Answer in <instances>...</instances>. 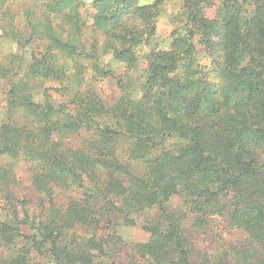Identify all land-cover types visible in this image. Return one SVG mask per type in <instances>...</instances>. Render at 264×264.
Listing matches in <instances>:
<instances>
[{
    "label": "trees",
    "instance_id": "16d2710c",
    "mask_svg": "<svg viewBox=\"0 0 264 264\" xmlns=\"http://www.w3.org/2000/svg\"><path fill=\"white\" fill-rule=\"evenodd\" d=\"M53 1L47 7L59 13ZM97 1L108 2L94 18L97 28L113 26L126 15L129 0H93ZM4 2L8 0H0V6ZM162 2L155 3L154 17L161 13ZM212 7L210 17L206 10ZM178 15L181 24L172 29L166 48L151 52L135 89L111 103L94 95L85 108L57 102L44 92L40 93L44 98L33 100L42 80L61 77L51 50L76 47L69 30L56 33L49 19L29 33L25 25L23 30L15 20L6 23L0 18L1 36L25 48L38 32L44 47L26 57L21 77L10 87L2 112L9 122L1 124L0 138L21 126L13 119L19 112L26 120L38 118L35 129L56 138L68 130L88 132L79 147L55 141L43 149L48 171L42 174L37 167L32 177L34 189L43 192L56 179L83 189L82 200L69 201L59 220L55 208L48 222L36 227L39 241L48 239L50 256H32L40 249L38 239L33 235L28 242L13 212L0 220V240L7 251L3 264H70L65 260L66 246L60 245L66 235L63 229L71 233L73 227L94 221L112 226L116 218L129 222L132 215L149 209L155 217L154 223L144 226L150 233L143 244L144 264H193L185 226L189 219L197 220L198 226L219 219L245 233L247 244L231 248L232 256H216L214 264H264V0H181ZM155 20L147 23V30H136L125 39L135 48L145 33L146 42ZM128 59H135L134 51ZM96 63V75L109 73ZM120 136L125 138L121 149ZM0 148L6 149L1 144ZM124 156L141 162V174L130 170ZM85 162L87 168L77 164ZM89 171L92 177H83ZM173 196L179 203L170 208ZM96 236L95 232L93 238L80 236L74 248L78 253L87 246L102 250L105 241L107 251L114 252L115 239Z\"/></svg>",
    "mask_w": 264,
    "mask_h": 264
},
{
    "label": "rangeland",
    "instance_id": "374dc122",
    "mask_svg": "<svg viewBox=\"0 0 264 264\" xmlns=\"http://www.w3.org/2000/svg\"><path fill=\"white\" fill-rule=\"evenodd\" d=\"M159 1L129 0L125 8L126 15H123L121 20L113 26L101 28H97L93 22L101 10L100 8L108 4L106 1L54 0L53 5L59 13H55L56 11L52 7H47L50 0H8V3H2L0 6L1 21L5 19L7 23L15 20L20 28L25 25L30 33L32 29H36L42 24L46 25L48 20L52 19L51 25L55 32L64 34L66 30H69L73 41L77 44L76 47L67 46L51 50L54 54L55 68L60 71L57 73L61 77L42 80L43 83L36 94L33 92V100L38 101L40 98H44L43 94H40L44 92L57 102H65L69 105L78 104L84 107L89 105L88 102L92 101L94 95L102 102L111 103L120 94L133 91L136 85L143 80L144 69L149 63L148 58L151 52L166 48L172 29L181 24L178 15L181 0H163L161 13L154 17L152 13L157 5L155 3ZM6 4H8L7 7H5ZM206 11L210 17H213V7ZM154 19H156V27L152 35L145 40L146 42H142L146 37L143 33L140 44L135 48L131 46L132 42L125 37L133 36L136 30H139L137 32L140 33L147 30V23L150 20L154 22ZM75 22L76 24H74ZM68 25H72V27L69 28ZM38 34V32L34 34L30 43L25 48H21V46L18 47L12 43L10 39L1 36L0 32V126L2 123L9 122V117L3 115L2 112L6 110L10 87L22 75V71L20 74L19 71L23 68L22 64L25 63L26 57H30L32 51L41 52L44 50V47L39 43ZM41 41L49 45L46 40L41 39ZM131 51H134L135 59L130 62L128 58ZM12 52L15 54L11 57L8 56ZM92 55L98 65L104 66L109 70V73L102 76L96 75L93 70L96 61ZM9 61H12L11 70L7 71ZM90 112L87 111V115H91ZM13 119L15 122H20L21 126L9 133L6 139L0 138V144L6 148H0V220L8 218V214L15 212L18 226L28 236V242L33 238H31L33 235L38 239L36 242L40 249L33 251L32 256L49 257L51 254L48 252L49 245L45 242L48 239L39 241L42 237H38V234L41 233L37 231L36 227L39 225L42 228L40 223L45 225L53 215L55 208L59 210L55 214L59 220L69 201L82 200L83 189L69 183L70 180L56 179L50 181L47 191L43 192L40 189H34L32 177L38 172V168L42 174L48 171L47 161L41 156L43 149L51 147L55 141L60 145L70 143L79 147L82 139L88 137V132L84 133L83 129L68 130L57 139L56 134H46L35 129V126L40 123L38 118L26 120L19 112L13 115ZM124 142L125 138L120 136L117 139V147L121 149ZM31 155L34 157L32 158ZM122 158L132 172L141 174L143 170L141 162L127 160L125 156ZM77 164L86 168L89 166V163L86 162ZM92 174L89 171L82 175L83 177H92ZM83 183L86 186L90 184L87 181ZM178 203L177 198L173 196L169 207L175 208ZM154 217L155 211L149 209L132 215L129 222L116 218L112 226L106 222L97 224L94 221L88 222L85 227L82 226L76 230L73 227L71 233L63 229L62 233L66 235L62 237L60 245L66 246L65 260L70 264L75 261H85L88 264H130L132 260L137 262L141 259L140 263L144 264L145 261L142 259L144 257L143 244L150 238V233L144 229V226H147L150 221L154 223ZM190 217L193 218L191 215ZM198 223L195 219L185 221L194 251L193 264H214L215 261H218L216 256L228 253L232 256L231 248L247 244L244 241L245 233L243 231L231 228L219 219L210 221L207 223L208 225L204 224L203 226H198ZM57 225L61 226L59 223ZM56 231L57 229L53 227L52 233L55 234ZM94 232L97 233L96 237L99 239L107 236H110L112 240L115 239L116 249L113 253H109L106 248L107 243L104 241L102 250L87 246L85 250L79 252L80 257L74 248L79 237L93 238ZM5 247L4 239H1L0 264L6 260Z\"/></svg>",
    "mask_w": 264,
    "mask_h": 264
}]
</instances>
